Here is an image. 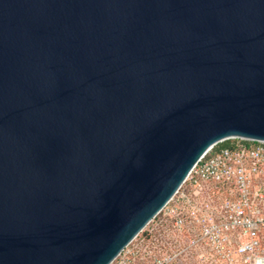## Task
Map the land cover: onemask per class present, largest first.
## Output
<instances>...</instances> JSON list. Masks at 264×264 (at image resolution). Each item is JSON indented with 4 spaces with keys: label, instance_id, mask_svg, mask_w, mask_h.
<instances>
[{
    "label": "water",
    "instance_id": "water-1",
    "mask_svg": "<svg viewBox=\"0 0 264 264\" xmlns=\"http://www.w3.org/2000/svg\"><path fill=\"white\" fill-rule=\"evenodd\" d=\"M230 139L264 0H0V264H110Z\"/></svg>",
    "mask_w": 264,
    "mask_h": 264
},
{
    "label": "built area",
    "instance_id": "built-area-1",
    "mask_svg": "<svg viewBox=\"0 0 264 264\" xmlns=\"http://www.w3.org/2000/svg\"><path fill=\"white\" fill-rule=\"evenodd\" d=\"M233 140L200 158L110 264H264V142Z\"/></svg>",
    "mask_w": 264,
    "mask_h": 264
},
{
    "label": "trees",
    "instance_id": "trees-1",
    "mask_svg": "<svg viewBox=\"0 0 264 264\" xmlns=\"http://www.w3.org/2000/svg\"><path fill=\"white\" fill-rule=\"evenodd\" d=\"M235 141H236V140H233V139H231V140H227V141H224V142L218 144V147H219V148H222V147L230 146V145H231L232 143H234Z\"/></svg>",
    "mask_w": 264,
    "mask_h": 264
}]
</instances>
